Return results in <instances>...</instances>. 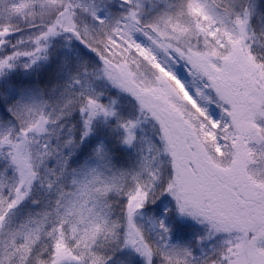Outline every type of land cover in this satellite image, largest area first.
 <instances>
[{"label": "snow or ice", "instance_id": "1", "mask_svg": "<svg viewBox=\"0 0 264 264\" xmlns=\"http://www.w3.org/2000/svg\"><path fill=\"white\" fill-rule=\"evenodd\" d=\"M0 264H264V0H0Z\"/></svg>", "mask_w": 264, "mask_h": 264}]
</instances>
